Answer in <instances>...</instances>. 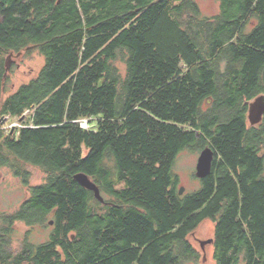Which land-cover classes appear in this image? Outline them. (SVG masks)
I'll return each mask as SVG.
<instances>
[{
  "label": "trees",
  "instance_id": "1",
  "mask_svg": "<svg viewBox=\"0 0 264 264\" xmlns=\"http://www.w3.org/2000/svg\"><path fill=\"white\" fill-rule=\"evenodd\" d=\"M219 3L209 16L196 0H0V167L29 189L0 212V264H201L189 236L206 219L216 264H264V117L248 116L264 93V0ZM31 47L43 67L4 96L11 52ZM207 145L211 173L180 194L179 154ZM19 222L31 229L15 246Z\"/></svg>",
  "mask_w": 264,
  "mask_h": 264
},
{
  "label": "rangeland",
  "instance_id": "2",
  "mask_svg": "<svg viewBox=\"0 0 264 264\" xmlns=\"http://www.w3.org/2000/svg\"><path fill=\"white\" fill-rule=\"evenodd\" d=\"M205 15L213 16L219 12V0H196ZM45 58L36 48H27L18 53H13L10 57L8 76L4 96L16 91L18 87L35 77L43 67ZM117 65L124 71L125 63L117 61ZM4 129L12 128V131L22 124L18 119L10 121L9 116L1 118ZM83 128H94V124L89 118H81L78 120ZM201 150L186 148L177 159L175 172L179 174L181 184L185 186V191H194L201 186L200 179L196 176V166ZM31 170V184H37L45 181L44 172L35 166L28 165ZM29 196V189L23 185L20 179L12 173L8 167H0V212L13 211L17 209L22 202ZM49 221V220H48ZM214 222L206 219L200 227L190 236L192 244L200 252L201 264H216L213 258V241L214 238ZM14 244L18 246L21 239L25 237V233L31 229L24 223L19 222L15 225ZM52 224L46 223L33 227L29 232V239L33 243H42L49 239ZM185 264H197L195 261H187Z\"/></svg>",
  "mask_w": 264,
  "mask_h": 264
},
{
  "label": "water",
  "instance_id": "3",
  "mask_svg": "<svg viewBox=\"0 0 264 264\" xmlns=\"http://www.w3.org/2000/svg\"><path fill=\"white\" fill-rule=\"evenodd\" d=\"M60 0H58L59 2ZM13 54L11 52L9 56V62L10 57ZM9 67V64H8ZM264 115V95L258 96L254 101L250 102L249 105V121L252 125L260 123ZM215 158V152L213 148L209 145H207L204 149H202L198 163L196 166V176L198 178H204L208 176L213 168V161ZM74 179L79 184H81L84 188L89 189L93 191L94 196L96 199H98L102 204H109L106 200L103 194L101 193V189L98 186V184L91 178V176L84 172L80 171L74 174ZM185 186H181L180 188V194H183L185 192ZM50 224H53V220L50 221ZM214 241V238L211 240Z\"/></svg>",
  "mask_w": 264,
  "mask_h": 264
},
{
  "label": "flooded vegetation",
  "instance_id": "4",
  "mask_svg": "<svg viewBox=\"0 0 264 264\" xmlns=\"http://www.w3.org/2000/svg\"><path fill=\"white\" fill-rule=\"evenodd\" d=\"M260 95H264V93H261V94L257 95L256 97H254L252 100H250V101H249V105H250V102L254 101V100H255L258 96H260ZM263 117H264V115H263ZM262 119H263V118H262ZM261 121H262V120H261ZM261 121H260V122H261Z\"/></svg>",
  "mask_w": 264,
  "mask_h": 264
}]
</instances>
